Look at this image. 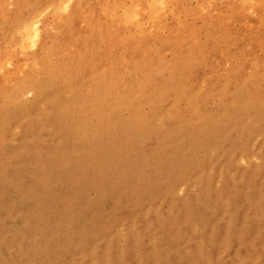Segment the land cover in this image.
<instances>
[{"label": "bare ground", "instance_id": "1", "mask_svg": "<svg viewBox=\"0 0 264 264\" xmlns=\"http://www.w3.org/2000/svg\"><path fill=\"white\" fill-rule=\"evenodd\" d=\"M204 1L197 0L199 11ZM252 1L234 0V7L246 15ZM6 2L0 0V264H63L65 250L79 252L81 264H264V183L241 177L229 144L233 131L243 144L241 121L252 114L254 128L264 125V63L244 74L252 56L246 39L227 29L226 47L242 66L211 73L206 61L213 49L195 34L184 38L178 17L165 25L163 3L11 0L34 14L52 8L53 19L45 31L49 44L29 56L27 68L10 72L13 50L37 47L40 30L33 17L19 11L16 18ZM139 16L156 42L134 23ZM219 28L209 27L210 40ZM164 29L167 36L160 35ZM182 45L198 54L184 56ZM129 66L138 82L129 79ZM214 102L222 116L213 114ZM240 147L249 159L252 152ZM217 148L234 162L222 168L221 190L199 178ZM20 157L27 160L16 162ZM191 181L201 197L178 198V188ZM89 190L97 193L93 202ZM130 204L135 211L123 216ZM106 205L111 219L103 225ZM118 223L129 234L122 250L106 242Z\"/></svg>", "mask_w": 264, "mask_h": 264}, {"label": "rangeland", "instance_id": "2", "mask_svg": "<svg viewBox=\"0 0 264 264\" xmlns=\"http://www.w3.org/2000/svg\"><path fill=\"white\" fill-rule=\"evenodd\" d=\"M6 1H7L6 3L8 4L7 5L8 10L14 12L13 15L16 18L19 17L18 15L19 11L20 14L24 17L26 16L29 18L33 17V21L37 23V26L40 30L39 45L37 47L28 50V53H24L22 50L15 48L13 50V56L11 57V62L9 60L8 67H6L7 69L8 68L11 69V70L8 69V71L10 72L14 71L15 69L24 70L25 68H27L26 60L29 58V56H31L33 53H38L41 50L42 46H47L49 44L48 39L45 36L46 35L45 31H46V26L53 19V11L52 8L50 9L45 8L46 10L44 9L42 12H40V14L39 13L34 14L33 9L30 6L29 7L21 6L23 9L21 7L15 8V6L9 2L11 0L9 1L6 0ZM121 1L123 4L130 7L135 2V0H121ZM143 1L149 2L153 0H149V1L143 0ZM154 1L164 4L162 10V13H164L162 14V20L165 25L167 26L170 25L173 19L178 17L181 20V22L184 24V29L186 28L185 30L182 31V36L184 38H189L192 34H195V37L200 45L202 46L209 45L213 49V56H210L206 61L207 64L210 65L211 73H217L219 71L224 73L225 71L237 70L239 69V67L242 66V64H239L237 58H235L233 55L229 53L226 47V42L228 41V38H230V36L226 33L227 29H231L233 32L241 34L244 37V39H246L247 45L250 48L252 56L247 60L248 68L244 72L246 76H250L251 68L253 65L264 63V5L261 0L259 1L253 0L246 15H241L240 14L241 12H239L240 10L235 9L234 0H205L204 11L198 10L197 0H175L176 2L180 3L178 9H172L171 6L167 5V0H154ZM1 11L2 10L0 9V12ZM93 12L97 14L95 10H93ZM3 15L4 13L2 11L0 14L1 17L0 20L2 19ZM219 19L221 21L223 20V23ZM134 23H140L142 24V27L145 28L144 34L146 36L147 41H150L152 43L156 42V37L152 36V33L149 28V24L147 22H143V20L139 16L138 19L137 17L135 18ZM211 26L218 28L220 26L218 32L219 36L213 38L212 40H210L209 38V27ZM161 31H160L161 36L168 35V31H166V29ZM9 33H11V31ZM181 52L184 56H188L190 54H195V55L198 54V50L191 49L185 45L181 46ZM165 57L169 59L171 57V54L166 53ZM133 60L134 62H137L138 61L137 56H134ZM127 71L129 72L128 77L130 80L134 82H138L141 79L140 74L135 72L131 66L127 67ZM162 76L163 78L167 79L168 73L163 72ZM231 91L232 90H230L229 92ZM26 97L32 98V95L30 93H27ZM2 104L3 103L0 100V106H2ZM211 105H212V112L215 116H222L224 114L223 109L218 105L217 102H214ZM7 107L9 110H12L15 107V104L8 103ZM145 112L146 113L148 112L146 108H145ZM188 119H190V115H188ZM254 123H255V114H252L248 118L242 120L240 127L242 130L247 132V137L245 141H243V144H240L238 142V135H237L238 132L233 131L230 133L229 136V144L233 150L232 154L233 155L235 154L234 155L235 158L236 157L239 158L238 165L242 168L241 177L254 176V178H257L258 180L264 183V125H262L259 128H254ZM14 134L19 135L20 130H15ZM18 142H19L18 139H16L15 141L13 140V144H15L16 146L18 145ZM241 145H244L246 148L249 149V151L252 152V156L249 159L245 157L244 152L241 150L240 147ZM26 160L27 159L25 157H20L19 160H16V162H25ZM212 163L214 164H210L209 167L203 169L202 175L199 178L204 176L207 178H211L213 180L214 186L217 189L221 190L225 184L224 176L222 174V168L229 167L234 163L232 161V156L227 154L226 149L217 148L214 152ZM194 182L195 181L187 182V184L179 187L177 190L178 198L186 199L189 195L201 197L199 186L193 184ZM200 183L201 182H199V184ZM65 191L66 189L63 188V192ZM85 196L89 202H93L97 198V193L94 190H89ZM155 206L158 210H160L163 213H166L168 210L167 206L161 200H157L155 202ZM110 210H111L110 205H106L105 207H103L102 215L100 217V222L103 225L108 224L111 219L109 216ZM132 211H135L134 204L128 205L127 211H123L122 215L127 216L128 212H132ZM16 213H18V211H16ZM15 216L18 217L17 215ZM119 217L123 219L121 215H119ZM3 231L6 234H11V228L8 226H6L3 229ZM128 235L129 234L128 231L126 230V227L123 224L118 223L110 227V232L106 236V242L108 245H113V244L118 245L119 250H122L127 244ZM97 244L98 241L94 240V242H92L90 245L89 253L92 256H95L93 252L95 251ZM121 245L123 246L122 248L120 247ZM57 246L59 248L65 247L64 244L59 241L57 242ZM60 260L63 264H81L82 261L79 252L72 254L69 253L67 250H65V252L61 254ZM86 264H101V263L98 260L95 261L94 259H90L87 261Z\"/></svg>", "mask_w": 264, "mask_h": 264}]
</instances>
